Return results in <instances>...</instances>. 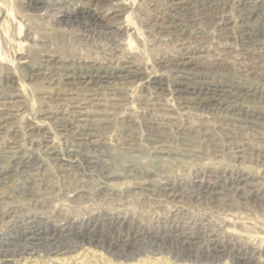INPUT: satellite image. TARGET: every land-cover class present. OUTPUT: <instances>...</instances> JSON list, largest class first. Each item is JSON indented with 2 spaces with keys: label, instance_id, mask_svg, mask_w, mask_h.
Instances as JSON below:
<instances>
[{
  "label": "rangeland",
  "instance_id": "rangeland-1",
  "mask_svg": "<svg viewBox=\"0 0 264 264\" xmlns=\"http://www.w3.org/2000/svg\"><path fill=\"white\" fill-rule=\"evenodd\" d=\"M0 264H264V0H0Z\"/></svg>",
  "mask_w": 264,
  "mask_h": 264
}]
</instances>
